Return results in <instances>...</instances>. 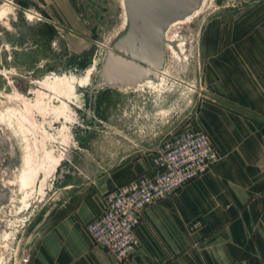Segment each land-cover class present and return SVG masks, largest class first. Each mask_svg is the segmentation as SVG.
Returning <instances> with one entry per match:
<instances>
[{"label":"rangeland","instance_id":"obj_1","mask_svg":"<svg viewBox=\"0 0 264 264\" xmlns=\"http://www.w3.org/2000/svg\"><path fill=\"white\" fill-rule=\"evenodd\" d=\"M258 6L264 8V0H205L197 17L169 29L168 38L176 39L179 48L166 49V77L156 88L90 91L85 86L82 92L90 99L86 96L79 120L63 109L57 91L42 83L58 75L80 81L88 74L123 28L121 0H0V114L8 110L15 115L21 136L4 131L9 147L0 180L7 185L20 168L29 180L28 196L11 186L0 208L2 264H29L39 235L60 216L67 188L135 148L127 126L138 115L170 110L162 120L151 113L149 119L159 124L146 132L149 136L166 126L165 138L200 127L195 116L203 98L202 46L213 42L222 47L235 11ZM141 135L133 136L138 140Z\"/></svg>","mask_w":264,"mask_h":264},{"label":"crops","instance_id":"obj_2","mask_svg":"<svg viewBox=\"0 0 264 264\" xmlns=\"http://www.w3.org/2000/svg\"><path fill=\"white\" fill-rule=\"evenodd\" d=\"M231 31L219 49L202 46L195 116L196 130L209 135L220 158L142 212L138 247L125 264H264V8L235 11ZM167 112L138 115L127 126L135 148L67 188L60 216L39 235L29 264H120L85 226L101 214L106 193L150 173L152 152L169 133L166 126L149 136L159 124L149 117L162 120ZM196 220L200 226L189 231Z\"/></svg>","mask_w":264,"mask_h":264},{"label":"built area","instance_id":"obj_3","mask_svg":"<svg viewBox=\"0 0 264 264\" xmlns=\"http://www.w3.org/2000/svg\"><path fill=\"white\" fill-rule=\"evenodd\" d=\"M219 158L209 135L202 130L188 129L171 135L155 148L148 175L104 195L103 210L85 226L86 233L96 246L125 264L138 247L135 231L142 212L210 171ZM200 224L196 220L188 230Z\"/></svg>","mask_w":264,"mask_h":264},{"label":"water","instance_id":"obj_4","mask_svg":"<svg viewBox=\"0 0 264 264\" xmlns=\"http://www.w3.org/2000/svg\"><path fill=\"white\" fill-rule=\"evenodd\" d=\"M204 0H121L122 30L103 53L90 91L119 89L137 91L147 81L157 85L165 75L166 49H178L176 39H167L172 25L200 10ZM168 46V47H167ZM164 73V75H160ZM158 82V83H157ZM0 128V164L9 147ZM10 187L0 180V208L9 199Z\"/></svg>","mask_w":264,"mask_h":264},{"label":"bare ground","instance_id":"obj_5","mask_svg":"<svg viewBox=\"0 0 264 264\" xmlns=\"http://www.w3.org/2000/svg\"><path fill=\"white\" fill-rule=\"evenodd\" d=\"M205 1V0H204ZM204 1L202 6L204 5ZM6 1L4 2L5 4H7ZM10 4V2H9ZM202 10V7L200 8V10L196 11L193 15L189 16L188 18H186L183 21H179L174 23L172 26L178 25V24H185L190 22L191 19H193L194 17H197V15L200 13V11ZM32 19V18H31ZM166 38L169 40L168 38V32L166 34ZM170 41V40H169ZM182 45V44H181ZM100 58L97 60V64H95L92 69L89 70L88 74L85 75L80 81L79 80H73L72 78H66L65 75L63 76H56L53 80V82H48V80L46 79L42 85L46 86V87H51V91H53V88L57 91V98L59 100V102L62 104L63 109L65 111H68L70 113V115L72 114L73 116H76L78 119L80 118L82 120L81 115V111L84 109L85 103H86V96H88L87 94H84L82 92V88L87 86V88L90 89L94 78H95V73L96 71H98V68L100 66L101 63V58L103 57V54L99 55ZM166 63V62H165ZM160 75H164V73L160 74ZM165 76V75H164ZM166 77V76H165ZM164 77V78H165ZM169 77V76H168ZM158 83V82H157ZM168 84V83H167ZM175 85V84H174ZM149 89V90H153L154 88H156V84L151 83L150 81H147L143 84H140L137 89ZM188 88L190 89H194L193 86H188ZM187 89V88H186ZM99 90H104V89H99ZM179 90V89H178ZM190 91V90H189ZM194 91V90H193ZM128 92V91H127ZM173 92V91H171ZM135 93V92H134ZM144 93V92H143ZM154 93V92H153ZM82 94V95H81ZM138 94V92H137ZM149 94V93H148ZM144 95V94H143ZM90 99V96H88ZM188 98V97H187ZM189 99V98H188ZM189 103V102H188ZM74 110V111H72ZM77 110V111H76ZM79 119V120H80ZM78 123V121H77ZM7 125V127H6ZM0 128H4L5 130H7V132L9 131L11 134L14 135V137H16V139H18L17 137H21L20 133L18 132V129L20 128V124L19 121L16 120L15 115L12 114V112H8V110L3 111L0 114ZM2 129V131L4 130ZM12 138V137H11ZM14 140V139H13ZM15 141V140H14ZM22 167V166H21ZM18 170V169H17ZM17 174V173H16ZM27 170L24 168H20L18 171L17 176L15 177V179L13 181H11L10 183H7V185L9 187L14 186L17 191L21 194L24 195L25 197L28 196V187H29V180L27 177ZM41 189V188H40ZM30 194V193H29ZM17 195V194H16ZM14 200V199H13ZM23 200V199H22ZM16 202V201H15ZM12 205V204H11ZM10 205V206H11ZM14 205V204H13ZM16 205V204H15ZM18 208V207H17ZM10 216V215H9ZM12 216V215H11ZM2 221V220H1ZM7 227H8V222H7ZM4 232V231H3ZM8 233V232H7ZM4 235V234H3ZM3 239V238H2ZM5 240V239H4ZM1 246V245H0ZM5 248V247H4ZM3 248V249H4ZM6 251V250H5ZM8 252V251H7ZM15 253V252H14ZM8 255V254H7ZM2 260L0 261V264H2ZM4 264V263H3Z\"/></svg>","mask_w":264,"mask_h":264},{"label":"flooded vegetation","instance_id":"obj_6","mask_svg":"<svg viewBox=\"0 0 264 264\" xmlns=\"http://www.w3.org/2000/svg\"><path fill=\"white\" fill-rule=\"evenodd\" d=\"M28 11H30V10H28ZM31 12H34V11H31ZM34 13H36V12H34ZM37 14V19H38V21H41L42 19V16L39 14V13H36ZM82 95V94H81ZM81 120V119H80ZM78 128H81V126H79V125H77V127L75 126V129H78Z\"/></svg>","mask_w":264,"mask_h":264}]
</instances>
